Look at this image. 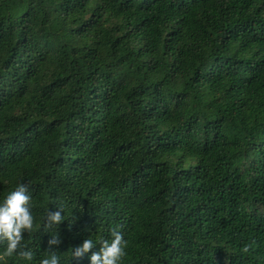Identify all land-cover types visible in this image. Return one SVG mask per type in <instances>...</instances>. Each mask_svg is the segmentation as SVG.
Returning a JSON list of instances; mask_svg holds the SVG:
<instances>
[{
  "label": "trees",
  "instance_id": "trees-1",
  "mask_svg": "<svg viewBox=\"0 0 264 264\" xmlns=\"http://www.w3.org/2000/svg\"><path fill=\"white\" fill-rule=\"evenodd\" d=\"M20 182L31 264L111 229L120 264H264V0H0V201Z\"/></svg>",
  "mask_w": 264,
  "mask_h": 264
},
{
  "label": "clouds",
  "instance_id": "clouds-1",
  "mask_svg": "<svg viewBox=\"0 0 264 264\" xmlns=\"http://www.w3.org/2000/svg\"><path fill=\"white\" fill-rule=\"evenodd\" d=\"M30 199L31 197L26 192V184L20 182L0 201V244L4 245L0 252V260L12 256H15L18 261L22 260L28 264H31L33 260L32 251L21 244L22 234L29 232L33 227L34 217L29 203ZM57 209L55 212H47L46 226L59 225L64 220L61 214L63 209L59 206ZM74 219L75 217L69 224ZM110 236V240L98 236L95 242L86 238L72 249L71 255L79 257L98 243V251L90 255L91 264H120L122 258L126 256L125 245L127 242L123 239L121 232L116 229L110 230ZM58 243L56 235H52L48 240L49 245ZM39 264H59V257L55 251H51L39 261Z\"/></svg>",
  "mask_w": 264,
  "mask_h": 264
}]
</instances>
